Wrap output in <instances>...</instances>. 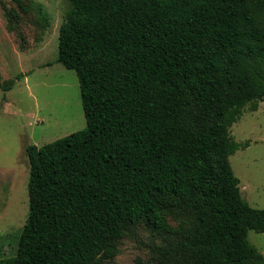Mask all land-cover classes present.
I'll use <instances>...</instances> for the list:
<instances>
[{"label": "trees", "instance_id": "1", "mask_svg": "<svg viewBox=\"0 0 264 264\" xmlns=\"http://www.w3.org/2000/svg\"><path fill=\"white\" fill-rule=\"evenodd\" d=\"M68 3L57 61L87 126L27 146L29 212L3 263L107 264L144 225L158 264H264L248 237L264 208L230 162L249 145L233 124L264 101V0Z\"/></svg>", "mask_w": 264, "mask_h": 264}, {"label": "rangeland", "instance_id": "2", "mask_svg": "<svg viewBox=\"0 0 264 264\" xmlns=\"http://www.w3.org/2000/svg\"><path fill=\"white\" fill-rule=\"evenodd\" d=\"M68 5V0H0V70L3 80L15 82L7 92L0 86V264L16 254L29 212L27 146H43L87 126L78 75L57 61ZM231 135L249 142L230 156L242 196L264 208V101L256 111L244 110ZM248 237L264 254V232L252 230ZM161 243L151 228L139 225L106 262L158 264L153 246Z\"/></svg>", "mask_w": 264, "mask_h": 264}]
</instances>
